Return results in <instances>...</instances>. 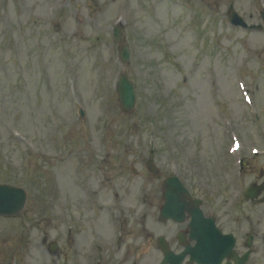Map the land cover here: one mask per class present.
<instances>
[{"label": "rangeland", "instance_id": "obj_1", "mask_svg": "<svg viewBox=\"0 0 264 264\" xmlns=\"http://www.w3.org/2000/svg\"><path fill=\"white\" fill-rule=\"evenodd\" d=\"M164 8H172L169 5H165L163 6ZM176 10L177 13H179V11L177 9ZM39 11V10H37ZM132 13H136L135 10H132ZM166 11H160V17H161V23L159 24V20H151L149 18L145 19V23H144V30L146 31V33L150 36H155L157 38V42H161L160 41V36L163 35L165 36L168 40V46L170 47L171 43H176V47H171L170 48V53H168L167 50L162 49L159 52H157L153 47L151 48V52L157 56V61L154 55L150 54L147 50L140 48L143 45V40L145 39L144 36L141 34V30H140V26L136 27V29L134 30L136 33V37L139 39L140 41V45H136L135 46V50H136V64H145V65H156L159 63V65H165L168 66V69H173L174 71H177L176 69V65L181 66V68H185L186 66L190 69V71L192 73H194V71L189 67V65L193 64V63H197V64H201V70L204 71L205 68L209 65V63L207 61H203L200 63L201 59L199 58V56L197 54H195L191 49H189V47L185 44H187L188 40L184 41L182 34L186 32V23H185V15L183 14L180 17L179 21H171L167 19V16H165ZM27 16V15H26ZM172 17L174 18V15H172ZM183 19V21H181ZM137 21H138V16H137ZM149 23V25H148ZM174 25V29L171 28V26ZM169 28L172 29V31L170 33H168ZM67 31H70L71 28L67 29ZM93 37H95V35H93ZM260 40H255L254 41V47H259L260 45ZM165 44V43H164ZM86 45H88V43H79L74 49V51L71 54V61L76 63L77 62V56L83 53L84 48L86 47ZM239 49V46H238ZM232 50H236V48H232ZM240 50V49H239ZM48 57V53L46 54ZM241 57V60H238L237 58ZM19 59H22V54H20ZM249 60V58L246 56V54H244V52L241 53H235L233 58H229L227 60H222V83L224 85V96L227 93V98L230 101V103L232 104L234 102L233 100V94L236 96L237 90H236V86L234 83V79L232 78V68L235 65H241L243 61H247ZM34 62V60H33ZM181 64V65H180ZM35 65L37 66L36 63H34L33 66V71L32 74H34L33 78L36 79V74H38V67L35 68ZM50 65L51 68H48V71L46 72V76H52L53 79L55 80V84H57V80H59V82L61 83L60 79H57V77H54L53 75L58 74L60 69L57 68V66L55 65L53 67V63L50 61ZM92 66H106V65H113L110 61L109 58V49H105L103 52H99L97 54H95L93 56L92 59ZM84 67H86V70H88V66L84 65ZM165 71L166 69L163 68ZM64 69H62L63 71ZM85 70V69H84ZM163 75L165 76L166 73H163ZM181 75V73H176V75L172 78H170V85H176L179 82V76ZM15 76H22V72H15ZM58 76V75H57ZM90 80H91V85L89 87L83 85V89L84 91L87 93L86 90H88V92H90L91 88L94 86L95 87V77L94 74H91V76H89ZM196 78L200 79V75H196ZM230 92V93H229ZM88 94V93H87ZM158 95V94H156ZM159 96V95H158ZM206 93H205V97L206 100L207 99ZM165 96L163 95L162 98H164ZM40 102L36 103V106L38 109H41V107L43 108L42 110H38L37 111H30L28 110V108H26V106L23 104L22 100L21 103L19 105H17V111L15 112V114L19 117V119H9L8 121L10 123H16L17 125H19L22 129H24L25 133H28L32 136H34L36 139L40 140L43 144V139H41V134L45 133V131L50 130V126H51V117L47 111V109H45V103H47L48 100L52 101L54 106L57 108H60L62 106L65 105V103L62 100H59V102H56L55 96L53 95L52 97L48 98L46 96L43 95L40 97ZM154 98V97H153ZM193 98V97H192ZM192 98H190L192 100ZM155 100V99H154ZM156 101V100H155ZM179 102V101H178ZM60 103H62L60 105ZM95 106V105H94ZM99 109H102L103 104L97 105ZM154 105H150L147 109V113L149 114V116L152 115L153 111H154ZM178 108V107H177ZM193 109V107H192ZM195 109V108H194ZM64 109H62V113ZM176 112L178 114H180V118H182L183 115V106H180V108L176 109ZM192 112V116H196L199 117L198 115V111L197 109L195 111H191ZM21 116V119H20ZM66 116L63 115L61 118L64 119ZM166 117V115H165ZM164 117V118H165ZM208 117H210V115H206L204 118H207L206 120L208 121ZM42 118H44V121L42 120ZM43 123V124H42ZM134 134L135 136L132 137L133 143L138 144L139 146L145 148V147H149V140H147L146 135L142 132V131H134L133 132H129L127 130L126 132V137L125 139L128 141L130 139V135ZM118 138V136H117ZM45 146H47L48 148L50 147V144L46 143ZM15 146L12 144H9L7 147V151L10 154V157L12 159L15 160V162L17 164L21 163V160L25 157V154L23 153V148L22 146L18 145L16 146V148L20 151V155L17 156L13 151L12 148H14ZM165 164V160H163V165Z\"/></svg>", "mask_w": 264, "mask_h": 264}]
</instances>
